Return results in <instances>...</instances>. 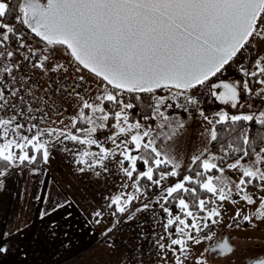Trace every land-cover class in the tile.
I'll use <instances>...</instances> for the list:
<instances>
[{
  "label": "snow or ice",
  "instance_id": "6c2138e0",
  "mask_svg": "<svg viewBox=\"0 0 264 264\" xmlns=\"http://www.w3.org/2000/svg\"><path fill=\"white\" fill-rule=\"evenodd\" d=\"M262 49L264 0H0V188L14 171L36 174L64 145L78 173H119L121 190L106 198L113 216H157L159 207L161 231L149 249L155 259H144L141 246V259L133 249L127 264H209V254H232L227 238L195 257L193 245L213 240L225 202L241 204L234 220L264 223V138L256 137L264 132ZM233 65L239 78H223ZM69 66L80 74L71 86L62 82ZM37 69L58 76L53 92L78 98L70 127L41 126L46 113L32 102L29 74ZM85 70L97 78L93 97L78 91ZM199 97L224 107L209 114ZM176 110L201 117L207 145L218 143L220 154L205 146L182 169L169 144L186 128ZM222 131L230 142H221ZM153 187L162 193L154 200L146 195ZM94 216L100 223L102 212ZM7 251L0 243V254Z\"/></svg>",
  "mask_w": 264,
  "mask_h": 264
},
{
  "label": "crops",
  "instance_id": "0c3cea01",
  "mask_svg": "<svg viewBox=\"0 0 264 264\" xmlns=\"http://www.w3.org/2000/svg\"><path fill=\"white\" fill-rule=\"evenodd\" d=\"M72 103L67 110H71ZM63 113L65 111L55 114L52 121L42 127H70L71 122L60 123ZM178 117L189 126L200 122L196 117L181 114ZM169 144L174 143L170 141ZM66 145L69 149L73 147L70 142ZM80 148L97 150L95 146ZM63 149L64 145L56 144L51 149L48 164L35 166L36 174L27 168L22 170V175L14 171L0 188V243H6L8 247L6 253L0 254V264H127V254L118 248L127 243L130 235V229L124 225L127 214L113 216L106 199L121 190L119 173L99 177L91 173L80 174L73 164V155ZM180 163L185 169L187 161L184 157ZM172 182L169 179L165 185ZM124 191L134 193L135 189ZM160 194L159 189L146 195L154 200ZM139 203L137 201L131 211L134 212ZM157 210L160 211L158 206L155 212ZM96 211L102 212L100 223L96 222ZM144 215L152 217V212ZM145 217L140 213L134 219L144 223ZM143 227V224L139 226L142 233ZM109 228H113L110 233L107 232ZM5 233L10 235L4 236Z\"/></svg>",
  "mask_w": 264,
  "mask_h": 264
},
{
  "label": "rangeland",
  "instance_id": "374dc122",
  "mask_svg": "<svg viewBox=\"0 0 264 264\" xmlns=\"http://www.w3.org/2000/svg\"><path fill=\"white\" fill-rule=\"evenodd\" d=\"M256 46L259 48L261 45V41L257 38L255 41ZM264 51V49H262ZM88 76H92L91 74L87 73V71H84ZM238 75L236 74V78ZM97 89V78H93L92 85L84 92L85 97H93L94 94H96ZM74 104L71 107V110H66L65 113L62 114V120L65 124L71 122V116L75 114L77 107H78V98L77 101L73 102ZM76 105V106H75ZM221 105H217V102H214L211 98L208 99V101L203 105V107L207 110V112L210 114L216 111L217 108ZM180 111V110H179ZM180 114L183 116L189 117L187 114L180 111ZM191 117H196L200 122L196 123L193 126L186 125V128L183 132V135L181 138L175 140V143L173 144V147L171 149L172 154L174 155L175 159L179 162L183 161V157L186 159L187 164L190 162V157L193 154H198L203 148L207 145V134L204 133V125L202 122V118L196 115V113H192ZM190 120L188 122L190 123ZM61 123V122H60ZM204 133V135H202ZM210 148V146H208ZM176 148V149H175ZM179 162V163H180ZM181 164V163H180ZM186 174V173H184ZM231 175V173H229ZM183 175V174H182ZM167 181H164L165 184ZM162 195V193L160 194ZM247 207V206H244ZM238 208H241V204H231L228 202H225L223 205L222 215L219 218V222L215 225H212L210 228V231L212 234H214L213 240L218 235L226 234L230 238V242L234 245V252L232 254H229L228 256H215L214 254L211 255V259L209 260V264H226L228 263L233 256H236V252L238 248L242 246H251L252 244L259 245L257 248L258 252H264V223H259L257 227L253 228L251 225L246 224L243 220H234L233 217L235 215V212ZM157 216L162 215L159 210L156 211ZM140 214L137 213L135 217ZM142 216L145 217L144 213H142ZM157 216H154L152 214V217L146 216L144 219L145 222L141 223L140 221L137 222V219L128 220L126 219V222L124 223L125 226H127L130 229V235L128 238L127 243L124 242L122 247H118L120 249H123L125 253L129 254L130 251L135 249L136 251L132 252V255L135 259L139 260L141 257L138 255V252L141 249V246H143L146 256L143 257L144 259H148L151 257V259H155L151 255L150 249V239L155 238V233H158L161 231L159 227V220ZM143 224V235L140 237L139 235L142 234V230L139 228ZM239 224V227L236 225ZM139 225V226H138ZM231 225V227L229 226ZM208 231V230H205ZM205 241L204 243L200 245H193V257L199 254V252L203 251L204 248L209 247L211 245V242L213 241ZM117 250V247H116ZM117 252V251H116ZM190 264H194L193 261L190 262Z\"/></svg>",
  "mask_w": 264,
  "mask_h": 264
},
{
  "label": "built area",
  "instance_id": "2783aa9c",
  "mask_svg": "<svg viewBox=\"0 0 264 264\" xmlns=\"http://www.w3.org/2000/svg\"><path fill=\"white\" fill-rule=\"evenodd\" d=\"M30 40H32L33 44H35V38L29 37ZM59 63H67L66 59H59ZM235 65L227 73H225V76L223 78L225 79H232L235 80L236 74H234ZM31 75H34V91L36 93V97L33 99V104H39L42 108L43 112L46 113V124H42L41 126L48 125L55 114L62 113L67 110L70 103H72L76 97H73L71 100H68L62 96L60 92H53V89L56 87V83H50V81H56L59 82L58 76L56 74L47 73V74H41V72L37 70H33ZM85 75L86 81L83 85V89H78V91H81V94H84L86 90L92 85V80L95 78L93 75L88 76L85 72L81 73ZM77 74L75 73V68L72 66H69V74L66 76V78L62 81L65 85L71 86L75 82V77ZM51 92V95L45 96V92ZM204 103L210 99L209 97H199ZM194 113V112H193ZM37 116H39V113H35ZM103 139V137H101ZM110 145V144H109Z\"/></svg>",
  "mask_w": 264,
  "mask_h": 264
},
{
  "label": "flooded vegetation",
  "instance_id": "af4514ba",
  "mask_svg": "<svg viewBox=\"0 0 264 264\" xmlns=\"http://www.w3.org/2000/svg\"><path fill=\"white\" fill-rule=\"evenodd\" d=\"M227 238L229 243L233 246L234 245L232 242H230V238L228 235L223 234V235H218L215 240H213L211 242V245H216L218 243H222L223 240ZM259 247V245H255L252 244L250 247L249 246H242L240 248H238L237 252H236V256H233L231 258V260L226 263V264H252V260L256 257L259 256H264V252H258L257 248ZM214 254V253H213ZM215 256H219V257H224V255H219V254H214Z\"/></svg>",
  "mask_w": 264,
  "mask_h": 264
},
{
  "label": "trees",
  "instance_id": "16d2710c",
  "mask_svg": "<svg viewBox=\"0 0 264 264\" xmlns=\"http://www.w3.org/2000/svg\"><path fill=\"white\" fill-rule=\"evenodd\" d=\"M236 76V75H235ZM239 78V76L237 77V78H235V79H238ZM217 105H219L218 103H217ZM177 116H179L180 115V112L179 113H175ZM138 118V117H137ZM220 136L222 137V141L221 142H230L231 141V134H229L228 132H221L220 133ZM256 137H257V140H259L260 138H264V132H261V131H257V133H256ZM210 150L212 151V152H215V153H217V154H220L219 153V144L218 143H216V142H214L213 143V145H210ZM42 165V163H40V164H37L36 166H41ZM169 168H170V166H169ZM167 170V169H166ZM173 179H175V178H170V180H173ZM157 190H159L158 188H155V187H153L147 194H152L153 192H155V191H157Z\"/></svg>",
  "mask_w": 264,
  "mask_h": 264
}]
</instances>
